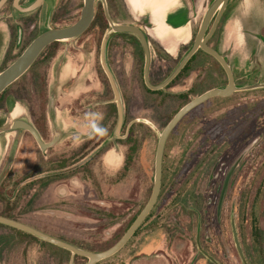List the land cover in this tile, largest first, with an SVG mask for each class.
<instances>
[{
  "label": "rangeland",
  "instance_id": "374dc122",
  "mask_svg": "<svg viewBox=\"0 0 264 264\" xmlns=\"http://www.w3.org/2000/svg\"><path fill=\"white\" fill-rule=\"evenodd\" d=\"M106 1L115 21L138 24L144 31L149 75L158 83L191 45L211 0H180L181 6L192 8L188 22L178 0ZM82 3L46 0L41 16L36 11V17H25L30 21L20 28L19 38L15 26L0 25V70L41 30L74 22ZM232 3L243 8V15H237L239 38L229 36L227 43H218L219 30L210 42L226 58L237 85L264 82V0ZM100 5L97 0L96 11ZM109 29L105 18L95 20L81 35L51 43L0 97V214L19 221L46 219L35 226L91 251L112 245L147 201L157 137L167 121L188 99L227 82L218 61L199 52L168 87L149 91L141 72L140 40L131 33L112 34L106 60L122 97L119 133L125 135L134 120L126 136L118 138L116 104L99 58ZM45 113L51 133L65 132L58 145L48 149L56 153L47 158L30 134L8 129L17 117L43 125ZM11 152L12 161L2 175ZM238 157L218 210L226 174ZM60 166L67 170L45 175ZM232 221L247 264H264V87L211 97L180 119L165 143L161 189L149 216L119 251L97 264H244ZM86 261L0 225V264Z\"/></svg>",
  "mask_w": 264,
  "mask_h": 264
},
{
  "label": "water",
  "instance_id": "95a60500",
  "mask_svg": "<svg viewBox=\"0 0 264 264\" xmlns=\"http://www.w3.org/2000/svg\"><path fill=\"white\" fill-rule=\"evenodd\" d=\"M5 1L6 0H0V8ZM41 1L42 0H33L31 3H28L26 5H20L17 3V0H15V7L18 9L19 12H29L35 9L41 3ZM96 1L97 0H83L79 17L74 22L64 26H55V27L48 26L46 27L45 30L38 33L13 61H11L7 66H5L3 69L0 70V93L30 68V66L37 59L40 53L49 44L56 41H63V40H69L75 38L81 35L84 31H86V29L90 26L94 18ZM98 1H100L102 4L105 19L107 20L108 25L110 27L108 33H105V35L101 40L99 58L102 69L108 78L109 84L113 92L112 101L115 102L116 104L117 120L114 129V133L116 137L122 138L126 136L129 127L132 124V122H134V120H131L127 124L125 135H121L119 131L122 127L124 120L122 97L119 91L118 84L106 60L107 42L109 37L114 33H131L140 40L144 52L142 75H143L144 83L149 89L159 90L164 88L181 71V69L185 66L188 60L198 49L203 50L205 53L211 55L213 58H215L218 61V63L221 65V67L223 68L226 74L227 82L223 86H215L208 88L205 91L201 92L200 94L188 100L173 114V116L167 121V123L162 128V130L158 133L157 143L154 153L153 183L151 186L149 197L145 202V204L143 205V207L141 208V210L135 216L133 221L130 223V225L126 228V230L122 233V235L109 247L97 251L86 250L71 242H68L61 238L53 236L47 232H44L36 227L28 225L22 221L0 214V223L27 232L37 238H40L41 240L47 241L61 248H64L72 252L73 254L84 256L87 258L85 264H96L98 261L105 259L115 254L117 251H119L125 245V243L130 239V237L140 226V224L146 218V216L149 214L150 210L152 209L158 198L161 189L163 155H164V148L167 137L169 136L172 129L176 126V124L180 121V119L189 110H191L193 107L197 106L198 104L204 102L205 100L211 97L229 96L235 91L264 87V82H255L246 85H237L234 79L231 66L229 65L227 60L219 51H217L215 48L210 46L208 43V40L211 37V35L214 33L218 25V22L220 20V17L225 7L227 6L229 0L210 1V3L206 7L201 17L198 29L195 33L191 45L189 46L187 51L183 54V56L179 59V61L173 67V69L158 83H152L149 79L150 51H149L148 40L142 28L138 24L115 21L109 13L107 1L106 0H98ZM18 32H19L18 35L19 38L20 29H18ZM16 128L28 130L32 134L35 141L42 150L45 149L47 146L52 145L56 140V137H54L52 140L48 142L42 141L35 128L28 122V120L25 117H17L11 121L8 129L13 130ZM12 158H13V154L11 152L5 164L2 175L8 169L12 161ZM240 158L241 157H238L236 159V161L231 165V167L229 168L226 174L220 192V197L218 200V210L222 203V199L229 178L234 168L238 164ZM232 233H233L236 249L241 257V260L243 261L244 264H247L240 243L238 241V237L233 221H232Z\"/></svg>",
  "mask_w": 264,
  "mask_h": 264
},
{
  "label": "flooded vegetation",
  "instance_id": "af4514ba",
  "mask_svg": "<svg viewBox=\"0 0 264 264\" xmlns=\"http://www.w3.org/2000/svg\"><path fill=\"white\" fill-rule=\"evenodd\" d=\"M8 1L9 0H6L5 2H4V4L1 6V8H0V25H5L6 27H8L9 29H12V27L13 26H15V28L16 29H20L21 28V30L23 29V27H24V25H26V24H29V18L28 19H25V17L26 16H28L29 14H32V13H34L35 14V12L36 11H38L36 14L38 15V16H41L42 15V10L43 9H45V2H46V0H42L41 1V3L35 8V9H33V10H31V11H29V12H24V13H22V12H19L18 11V9L15 7V0H13L12 2H11V6L10 5H8ZM31 1H33V0H17V3L18 4H20V5H26V4H28V3H30ZM95 6H96V2H95ZM36 14L34 15L35 17H36ZM27 20V21H26ZM34 25V23H32V26ZM43 30H45V29H43ZM43 30H41V31H43ZM40 31V32H41ZM39 32V33H40ZM214 33H215V31H214ZM213 33V34H214ZM213 34L211 35V37L209 38V40H208V43H210V39L212 38V36H213ZM256 35H257V33H256ZM36 36V35H35ZM34 36V37H35ZM257 37H260L259 35L257 36ZM113 45V44H112ZM109 65V64H108ZM109 68H110V70H111V72H112V74H113V71H112V69H111V67L109 66ZM142 74H143V70H142ZM43 93H44V97H46V95L48 94L47 93V90L45 89V86L43 87ZM45 111L44 112H46L47 113V110H46V108L44 109ZM45 113V121H46V125H45V121H44V124L43 125H39L36 121H34V120H31V119H29L28 118V122L35 128V130L37 131V133H38V135L40 136V138H41V140L42 141H44V142H48V141H50V140H52L54 137H56V140H55V142L52 144V145H50V146H47L45 149H43V150H45L44 152H46L45 154H44V158H47V157H50V155H52V154H55L56 153V151H51V152H48V149H50V148H52V147H55L56 145H58V143H59V141L63 138V134L65 133V132H62L61 130H60V132L58 133V132H53V133H51V128H50V124H49V120L47 119L48 117H47V114ZM11 131H14V132H16V134H19V132L21 133V134H30L31 136H32V134L28 131V130H26V129H21V128H16V129H13V130H11ZM6 132V131H5ZM7 133V132H6ZM15 134V135H16ZM24 136H26V135H24ZM33 137V136H32ZM33 139H34V137H33ZM5 140H6V142H8L9 141V137L8 136H6L5 137ZM103 140H105V138L103 139ZM84 142V141H83ZM101 143H103V142H101ZM105 143V142H104ZM84 143H81L80 145H83ZM50 160V159H49ZM48 161V160H47ZM61 162V161H60ZM77 163V162H76ZM76 163H74V166L76 165ZM49 164V163H48ZM34 167V165H32V167H31V169H34L33 168ZM60 170H63V171H66L67 170V167L66 166H60V168H55V169H53V170H47L46 172H45V175L46 176H50V174H52V173H54V172H59ZM49 182H50V179H48V180H46V183H48L47 184V186H45L44 187V191L45 190H47L48 188H49V186H50V184H49ZM54 182H56V180H54ZM109 193H110V195H113L114 194V188L112 189V191L111 190H109ZM109 195V196H110ZM47 198H50V197H47ZM157 201V200H156ZM153 208V207H152ZM152 210V209H151ZM151 210H150V212H151ZM149 212V213H150ZM147 217V216H146ZM135 218V217H134ZM133 218V219H134ZM133 219H132V221H133ZM131 221V222H132ZM145 221V219L142 221V223L141 224H143V222ZM130 222V223H131ZM130 223H129V225H130ZM141 224H140V226H141ZM139 226V227H140ZM128 227V226H127ZM138 227V228H139ZM254 227V226H253ZM255 227H256V225H255ZM137 228V229H138ZM136 229V230H137ZM258 229V228H257ZM126 230V229H125ZM259 230V229H258ZM135 233V232H134ZM133 236V235H132ZM131 236V237H132ZM130 237V238H131ZM127 243V242H126ZM125 243V244H126ZM256 256H257V254H256ZM259 258V257H258ZM259 262V261H258ZM261 262V261H260ZM98 263V262H97ZM96 263V264H97Z\"/></svg>",
  "mask_w": 264,
  "mask_h": 264
},
{
  "label": "crops",
  "instance_id": "0c3cea01",
  "mask_svg": "<svg viewBox=\"0 0 264 264\" xmlns=\"http://www.w3.org/2000/svg\"><path fill=\"white\" fill-rule=\"evenodd\" d=\"M182 1H185V0H182ZM242 3L244 4L243 1H242ZM178 4L181 6V1L180 0H178ZM181 7L183 8L182 10H186V15H187V21L186 22H188V15H190L189 12H192V8H186L184 6H181ZM242 12H243V8L241 6L237 8L236 5H233L232 0H229L227 6L225 7V9H224V11H223V13H222V15L220 17L218 25H217V27L215 29V33L213 34L211 40L216 38L215 34L219 30H220V35H219V37L217 39L218 43H221V42L222 43H227L228 40L230 41L231 37L234 38V39H238L240 34H239V29H238L237 24H236L237 23V15H243ZM22 13H24V12H22ZM172 14L173 13L169 14L168 17L172 16ZM223 24H224V26H222V29H221V25H223ZM190 28H192V27H190ZM192 30H193V28H192ZM241 31H244V28L243 29L241 28ZM247 31L250 32V30H247ZM233 33H234V37H233ZM229 36H231V37H229ZM29 218H30L29 220L31 222H29L27 220L26 221L25 220H21V219H20V221H22V222H24V223H26L28 225H31L33 227H36L35 223H44V222L46 223L47 222L46 219H44V220L36 219V217H32V216H30ZM36 228H38V229H40V230H42L44 232H47V230H45V229H41L39 227H36ZM47 233H49V232H47ZM53 236H56V237L61 238L63 240H66V239L60 237L59 235H53ZM66 241L73 243L71 240H66ZM168 264H170V263L168 262Z\"/></svg>",
  "mask_w": 264,
  "mask_h": 264
},
{
  "label": "trees",
  "instance_id": "16d2710c",
  "mask_svg": "<svg viewBox=\"0 0 264 264\" xmlns=\"http://www.w3.org/2000/svg\"><path fill=\"white\" fill-rule=\"evenodd\" d=\"M107 4H108V9H109V12H110L111 17H112L113 19H115V16H116V15H115L113 12H111V9H110V6H109V3H108V2H107ZM104 18H105V16H104V13H103V8H102V6L100 5L99 8H98V10H97V11L95 10V15H94V18H93L92 22H93V21L95 22V20H97V21H101V20L104 19ZM259 34H260V33H259ZM56 42H57V41H56ZM53 43H54V42H53ZM49 45H50V44H49ZM49 45H48V46H49ZM209 45L212 46L213 48H215L217 51H220L219 48H217L218 46H217L216 44H213L212 42H210ZM48 46H47V47H48ZM188 48H189V46H188ZM188 48H187V49H188ZM187 49H186L185 51H187ZM199 52L204 53L205 55H208V56L212 57L211 55L205 53L203 50L198 49V50L192 55V57L188 60V62L185 64V66L181 69V71H180V72H179V73H178V74H177V75H176V76H175V77H174V78H173V79H172V80L166 85V87H168V86H169V85H170V84H171V83H172V82H173V81H174L179 75H181L184 71L187 70L189 64L192 62V60L195 58V56H196ZM18 55H19V54H18ZM18 55H17V56H18ZM17 56H15V58H16ZM15 58H14V59H15ZM212 58H213V57H212ZM14 59H13V60H14ZM225 59H226V58H225ZM13 60H12V61H13ZM214 60L216 61V59H214ZM34 62H35V61H34ZM34 62H33V63H34ZM6 66H7V65H6ZM4 67H5V66H4ZM141 72H142V70H141ZM234 78H235V80H236V77H235V76H234ZM149 79L151 80L150 75H149ZM15 81H16V80H15ZM151 82L154 83L152 80H151ZM11 84H12V83H11ZM11 84H10V85H11ZM10 85H9V86H10ZM144 85H145V84H144ZM9 86H8V87H9ZM145 86H146V85H145ZM8 87H7V88H8ZM7 88H5V90H6ZM146 89L149 90V91H154V92L160 90V89H159V90H152V89H149L147 86H146ZM5 90H3V91L0 93V97L3 95V93L5 92ZM186 97H187V95H186ZM193 97H195V96H193ZM193 97H192V98H193ZM190 99H191V98H190ZM190 99H188V100H190ZM188 100H187V101H188ZM187 101H186V102H187ZM186 102H185V103H186ZM41 106L43 107V104H42ZM126 139L129 140L130 137L127 136ZM129 156H130V155H129ZM129 156H127V158H125V160H124L125 163L127 162ZM125 163H124V166H125ZM124 166H123V167H124ZM149 214H150V213H149ZM149 214L147 215V217L149 216ZM8 217L14 218L13 216H8ZM147 217L145 218V220L147 219ZM14 219H16V218H14ZM0 225L8 226V225L2 224V223H0ZM128 226H129V224H128ZM253 228H254V230H256V231L258 230V229H257V226L255 227V225H254ZM13 229H15V230H17V231H20V232H22V233H24V234H26V235L33 236V235H31V234H29V233H27V232H24V231H22V230H19V229H16V228H13ZM137 230H138V229H137ZM137 230H136V231H137ZM136 231H135V233H136ZM135 233H133V235H134ZM33 237H34V236H33ZM44 242L47 243V244H52V243H49V242H47V241H44ZM73 243H74V242H73ZM52 246H53V247H56V248H59V249H62V250H65V251H68V250H66V249H64V248H61V247H59V246H57V245H54V244H52ZM68 252H69V251H68ZM82 257H83V256H82ZM98 262H99V261H98Z\"/></svg>",
  "mask_w": 264,
  "mask_h": 264
}]
</instances>
